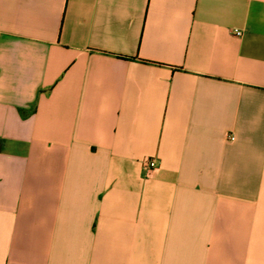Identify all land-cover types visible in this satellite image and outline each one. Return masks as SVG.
Instances as JSON below:
<instances>
[{"label": "crops", "instance_id": "0c3cea01", "mask_svg": "<svg viewBox=\"0 0 264 264\" xmlns=\"http://www.w3.org/2000/svg\"><path fill=\"white\" fill-rule=\"evenodd\" d=\"M0 264H264V0H0Z\"/></svg>", "mask_w": 264, "mask_h": 264}, {"label": "built area", "instance_id": "2783aa9c", "mask_svg": "<svg viewBox=\"0 0 264 264\" xmlns=\"http://www.w3.org/2000/svg\"><path fill=\"white\" fill-rule=\"evenodd\" d=\"M235 33H236V35L242 34V32L238 31V30H236ZM234 138H235L234 136H230V139H234ZM145 165L148 169L153 170V169H156L158 167V161L154 157H149L146 159Z\"/></svg>", "mask_w": 264, "mask_h": 264}]
</instances>
